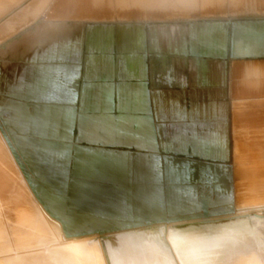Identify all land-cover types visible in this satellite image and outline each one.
I'll use <instances>...</instances> for the list:
<instances>
[{
  "label": "bare ground",
  "instance_id": "bare-ground-1",
  "mask_svg": "<svg viewBox=\"0 0 264 264\" xmlns=\"http://www.w3.org/2000/svg\"><path fill=\"white\" fill-rule=\"evenodd\" d=\"M27 1L0 0V264H264L260 114L253 118L233 106L239 112L232 119L231 166L219 85L188 97L190 108L205 98L221 101L223 111L158 113L162 152L116 149L119 141L87 135L82 118L74 139L84 27L49 21L54 0L22 7ZM108 2L122 10L205 12L189 0ZM223 24L153 29L174 39L184 31L194 55L224 58ZM237 27L242 55L246 29ZM103 46L111 50V42ZM198 70L192 63V78Z\"/></svg>",
  "mask_w": 264,
  "mask_h": 264
},
{
  "label": "crops",
  "instance_id": "crops-1",
  "mask_svg": "<svg viewBox=\"0 0 264 264\" xmlns=\"http://www.w3.org/2000/svg\"><path fill=\"white\" fill-rule=\"evenodd\" d=\"M197 1L205 12L213 9L214 15H220L214 8L218 4L225 2V0ZM254 9V4L251 3L250 11H254ZM108 15L110 14L103 11L102 13H92L94 18H99L96 19L97 21L80 22L84 27V45L80 60V80L75 101L76 122L72 129V137L74 139L80 137L78 123L79 119L82 118L87 123V135L89 133L92 138H95L96 135L99 138L106 139V141H119L121 145L116 149L144 154L151 153L153 151L152 148L156 151H161L157 130L160 121L158 113L167 111H180L182 113L191 110L198 112L223 111L224 106L221 101L209 102L205 98L190 108V99L188 97V93H191V90L208 91L212 89V86L219 85V91H221L222 87L224 90L223 100L226 109L224 125L226 128L225 140L229 152L228 161L233 159L234 138L232 125L234 120L232 119L235 116L231 118L232 102L229 100V96H232L233 80L237 79V75L231 70V66L233 61L239 56L264 55V20L244 23L242 21L229 22V25L226 26L225 23L223 24L216 20L213 22L167 20L169 18L168 11H142L137 9L123 12L124 21L101 20L102 16L105 18ZM204 22L224 25L226 29V55L224 58L221 56L212 58L211 56L194 55L191 50L190 35L184 34V31L182 32L183 35L179 33V36L174 39V35H171L170 38L166 33L158 36L157 31L154 30L166 26L184 27L183 29L186 30L191 23ZM237 25H245L246 29V37L244 40L239 41V45L246 50L242 55L236 53L238 45ZM89 28L92 30L88 42L90 48L88 49L87 33ZM93 28L95 29L93 30ZM119 29L121 30L119 31ZM104 42H111V50H104L106 49L103 46ZM100 43L102 45L100 51L95 50L96 47L93 48L91 46L92 44L99 45ZM192 63L199 65L204 70H202V73L198 70V78H192ZM222 67L224 68L223 86L220 85L222 84ZM263 75L264 72L260 70L257 75H249L247 73L245 77L248 80L258 81ZM214 89L216 90L217 86L213 88V91ZM93 93L96 94L94 95ZM207 95V92H205L201 96ZM217 97L219 98V96ZM92 100L94 101L92 102ZM210 104H213V106ZM92 110L95 113H92ZM262 129L264 130V121ZM152 137L153 140L151 139ZM153 142H155L156 148ZM106 148L115 149L111 146H106ZM178 157L182 158L183 156Z\"/></svg>",
  "mask_w": 264,
  "mask_h": 264
},
{
  "label": "rangeland",
  "instance_id": "rangeland-1",
  "mask_svg": "<svg viewBox=\"0 0 264 264\" xmlns=\"http://www.w3.org/2000/svg\"><path fill=\"white\" fill-rule=\"evenodd\" d=\"M31 1L32 0H28L22 7ZM108 1L109 0H54L55 3H52L50 10L47 13V18L49 21L64 22L66 24H72L75 22H93L97 21L96 19L99 18H94L91 13H102L103 11L109 13L110 15L105 16V18L100 16L101 20L124 21L125 17L123 16V12L127 10L116 8L115 6L110 5ZM251 3L254 4V11H250ZM19 10L20 9H15L13 14L17 13ZM212 10L213 9H209L206 12L195 11L188 13L168 11L169 18L167 20H216L225 23L226 26L229 25V22H256L264 20V0H225V2L218 4V6L214 8V10H216V12L220 15H214V11ZM251 68L262 70L264 72V55L245 57L239 56L232 63L231 70L237 75V79L235 78L233 80L234 85L232 87V96H229V100L232 102L230 111L231 118H233L235 114L239 112H233V110L236 111L233 109V106H237L238 104L239 107H242L244 114L249 115L250 117L253 116V118L260 114L262 119H264V75L258 81L246 79L245 71ZM242 78L244 81H242ZM239 90L242 91L243 94L242 92L239 94ZM258 104H262V106L259 107ZM227 164L228 166L233 165V159H230Z\"/></svg>",
  "mask_w": 264,
  "mask_h": 264
}]
</instances>
